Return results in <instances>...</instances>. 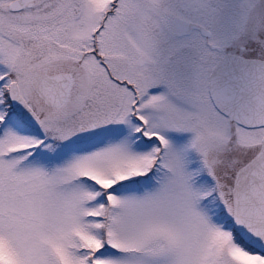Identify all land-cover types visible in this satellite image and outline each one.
Masks as SVG:
<instances>
[{"label":"snow or ice","instance_id":"1","mask_svg":"<svg viewBox=\"0 0 264 264\" xmlns=\"http://www.w3.org/2000/svg\"><path fill=\"white\" fill-rule=\"evenodd\" d=\"M0 264H264V0H0Z\"/></svg>","mask_w":264,"mask_h":264}]
</instances>
